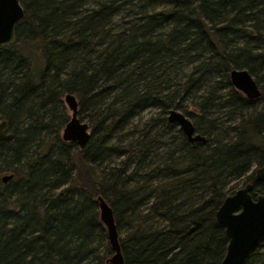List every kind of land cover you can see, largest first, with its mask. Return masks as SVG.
Returning <instances> with one entry per match:
<instances>
[{
    "label": "trees",
    "instance_id": "obj_1",
    "mask_svg": "<svg viewBox=\"0 0 264 264\" xmlns=\"http://www.w3.org/2000/svg\"><path fill=\"white\" fill-rule=\"evenodd\" d=\"M19 2L14 40L0 46L12 133L0 141V264H111L97 194L128 229L123 264H220L214 210L228 180L264 160V0ZM232 67L259 96L230 84ZM64 92L89 126L82 147L59 135ZM169 108L205 140L189 142ZM263 190L253 181L252 196Z\"/></svg>",
    "mask_w": 264,
    "mask_h": 264
},
{
    "label": "water",
    "instance_id": "obj_2",
    "mask_svg": "<svg viewBox=\"0 0 264 264\" xmlns=\"http://www.w3.org/2000/svg\"><path fill=\"white\" fill-rule=\"evenodd\" d=\"M23 14L19 0H0V46L14 40V26ZM230 84L247 98L259 94V87L254 77L246 68L232 67L228 70ZM62 99L69 110V116L60 128L62 140L74 141L82 147L89 137L88 123L77 115V99L71 92H64ZM166 119L175 122L189 141H204L205 136L199 133L192 121L182 111L169 108ZM12 133L7 130L4 119L0 120V140H9ZM11 174L4 173L2 181ZM253 180L264 182V163L255 168ZM252 182L247 181L231 193L226 194L214 210V219L224 228L227 239L220 264H241L248 251L264 234V191L251 197ZM98 218L105 229L110 255L107 261L111 264H123L119 244V234L109 203L97 194L95 196Z\"/></svg>",
    "mask_w": 264,
    "mask_h": 264
},
{
    "label": "rangeland",
    "instance_id": "obj_3",
    "mask_svg": "<svg viewBox=\"0 0 264 264\" xmlns=\"http://www.w3.org/2000/svg\"><path fill=\"white\" fill-rule=\"evenodd\" d=\"M256 50H260V51H261V48H258V49H256ZM32 60H33V61H32V65H33V67L35 68V67L37 66L39 60H38V59H35V58H33V57H32ZM62 104H63V107H64V111H65L66 119H67L68 116H69V110H68L66 104L64 103L63 99H62ZM259 104H260V103H259ZM148 113H149V111H148V109H147V110H145V111L140 115V117H139V116L135 117V118L133 119V122L135 121V122H136L135 124L139 125L140 122L142 121V119L145 118V116H147ZM222 117H223L224 119H227V116H226V115H223ZM232 120H233V122H236V119H231V118L227 119L226 122H229V121H232ZM233 122H232V123H233ZM135 124H134L132 127H137V125H135ZM227 184H228V185H230V184H234L233 186H235L234 188H236V187L242 185V179L237 180V181H236L235 179H229L228 182H227ZM132 222H133V221H132ZM127 231H128V229L126 228L125 223L122 224V226H120V228L118 229L119 237L124 236L125 233H126ZM254 250H255V251L253 252L252 256H251L250 258H248V261L246 262V264H260V263H264V238H263V240L261 241V244L258 245ZM109 255H110V254H109ZM109 255H108V256H109ZM256 257H258V259L253 260V258H256Z\"/></svg>",
    "mask_w": 264,
    "mask_h": 264
},
{
    "label": "flooded vegetation",
    "instance_id": "obj_4",
    "mask_svg": "<svg viewBox=\"0 0 264 264\" xmlns=\"http://www.w3.org/2000/svg\"><path fill=\"white\" fill-rule=\"evenodd\" d=\"M257 85H258V84H257ZM258 87H259V85H258ZM259 91H260V88H259ZM259 95H260V92H259L258 96H259ZM256 97H257V96H256ZM256 97H254V98H256ZM5 122H6V121H5ZM182 133H183V132H182ZM184 136H185V135H184ZM185 138H186V137H185ZM0 141H1V140H0ZM188 141H189V140H188ZM189 142H194V141H189ZM262 145H263V153H264V139H263V144H262ZM263 163H264V160H263L260 164H258V165H254V166L252 167V170H251V172H252L251 179L247 180V181H251V182H252V186H253V181H260V180H253V173H254V170H255L256 167L262 165ZM1 176H2V175H1ZM247 181H245V182H247ZM245 182H244V183H245ZM261 182H262V181H261ZM244 183H242V185H243ZM263 183H264V182H263ZM238 187H239V186H238ZM236 188H237V187H236ZM236 188H234V190H235ZM251 189H252V187H251ZM251 189H250V194H251ZM263 191H264V190H263ZM263 191H262V192H263ZM230 193H231V192H230ZM260 193H261V192H260ZM258 194H259V193H258ZM256 195H257V194H256ZM254 196H255V195H254ZM254 196L251 195L252 198H254ZM225 238H226V237H225ZM261 238H264V234H263L261 237L258 238V240L255 242V244L252 246V248L248 251V253L251 252V251H253V252L255 251L254 249L257 247V246H256L257 243H260V244H261V241L263 240V239H262V240L259 242V240H260ZM226 242H227V239H226ZM260 244H259V245H260ZM248 253L246 254V256L248 255ZM246 256H245V257H246ZM245 257H244L243 261L245 260ZM243 261H242V262H243ZM242 262H241V264H242Z\"/></svg>",
    "mask_w": 264,
    "mask_h": 264
}]
</instances>
